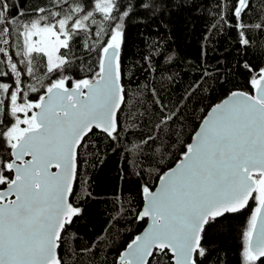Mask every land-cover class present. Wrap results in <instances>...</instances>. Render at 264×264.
Instances as JSON below:
<instances>
[{"label": "snow or ice", "instance_id": "snow-or-ice-1", "mask_svg": "<svg viewBox=\"0 0 264 264\" xmlns=\"http://www.w3.org/2000/svg\"><path fill=\"white\" fill-rule=\"evenodd\" d=\"M174 4L201 8L197 0H0V264H96L108 248L103 238L66 239H79L69 232L83 215L74 185L88 183L78 181L79 163H103L107 149L133 134L139 142L129 141L119 179L137 185L143 205L116 210L147 227L100 264H225L212 230L246 210L240 256L243 264H264V0H209L205 39L234 32L241 59L210 69L202 47L192 65L197 78L171 104L153 81L177 82L165 75L179 62L176 52L154 41L129 64L125 50L134 17L159 23ZM237 76L243 87L210 106L194 142L183 144L189 105L195 111L207 89ZM130 91L150 97L128 112L131 127L121 119ZM176 145L182 158L161 171Z\"/></svg>", "mask_w": 264, "mask_h": 264}, {"label": "trees", "instance_id": "trees-1", "mask_svg": "<svg viewBox=\"0 0 264 264\" xmlns=\"http://www.w3.org/2000/svg\"><path fill=\"white\" fill-rule=\"evenodd\" d=\"M201 3V8L192 10L188 7H178L173 5L175 9L169 15L162 17L161 22L153 20L147 25L136 23L137 18H133V24L127 30L126 56L127 62L131 64L134 60L139 61L140 56L147 54L148 45L155 42H161L162 48L173 49L176 52L178 63L172 69L171 73L165 75L177 76V82L172 85H161L158 80H154L155 87H164L167 92L163 93L165 101H171L175 104L182 95V90L187 88L199 73V67H193V64H199L198 57L202 47L208 50V57L205 67H228L233 63V59H241L234 51L235 33L228 31L226 35L215 39H205L207 35V26L213 21L208 14L203 11L208 7L209 0H197ZM143 15V13H142ZM167 26L166 28L164 26ZM215 49V51H213ZM246 58V57H245ZM218 61L220 62L218 64ZM151 79V77L149 78ZM146 81L144 77H140L141 87ZM211 83V82H210ZM134 86L130 85V88ZM243 87V78L234 77L230 83L223 88L213 84L212 89H207L204 95L208 97L203 103L196 106L193 111V105H189L185 115L187 119L180 136L183 144L191 143L195 131L200 126L206 112L210 106L218 103L227 96L228 90ZM207 88V86H206ZM247 90V89H245ZM168 93H171L169 96ZM150 97L145 93L143 96L138 91L129 92L128 107L125 108L124 114L121 116L125 120L126 126L131 127V121L127 120V114L133 109V105H140L143 100L147 104ZM143 111V107H140ZM141 126L143 121H137ZM139 131V129H136ZM133 143H138L139 138L136 134L127 136L120 144L114 145L116 151L106 150V155L102 157L103 163H98L95 158H89L88 163H83L81 158L78 167V181L82 183L85 179L87 185L80 187L75 185L74 190L77 192V202L83 208V215L76 219L71 228L70 233H75L79 239L67 236L66 239H72L76 245H89L94 240L99 243V239L103 238L108 244L105 251H101L96 258V264L107 259L109 262L122 251L126 244L145 227L147 220L140 222L135 221L134 217L128 212H117V207L122 205L125 209L133 208L139 211L143 205V198L140 195L135 183H128L119 179L120 169L125 167L124 157L132 150ZM183 147L181 145L174 146L167 154L166 158L160 163L161 171H167L168 168L174 166L179 159L182 158ZM148 165L145 168L148 169ZM153 177L157 176L155 165L151 166ZM158 179L153 183V189L156 187ZM118 186L122 188V193H118ZM84 188L87 189L85 192ZM91 193V198H87V193ZM120 196L119 204L117 196ZM127 201L133 203L128 204ZM251 210H246L243 214L231 216L227 221H223L228 225L222 230L213 229L211 242L213 247L219 252L224 253L225 264H243L240 252L242 250L241 232L246 228L250 218ZM117 220L119 222H117ZM216 253H213L215 257ZM65 259H68L66 256ZM71 264V260H69Z\"/></svg>", "mask_w": 264, "mask_h": 264}, {"label": "water", "instance_id": "water-1", "mask_svg": "<svg viewBox=\"0 0 264 264\" xmlns=\"http://www.w3.org/2000/svg\"><path fill=\"white\" fill-rule=\"evenodd\" d=\"M226 98H227V96H226L224 99H226ZM222 100H223V99H221V101H222ZM221 101H220V102H221ZM220 102H218V103H220ZM209 111H210V109H209ZM209 111L206 112L205 117L208 115ZM201 124H202V122H201ZM201 124H200V125H201ZM198 129H199V126H198ZM198 129H197V130H198ZM197 130H196V131H197ZM194 136H195V134L193 135V139L191 140V143L194 142ZM178 162H179V161H178ZM178 162H177V163H178ZM177 163H176V164H177ZM176 164H175L174 166H172V167H175ZM53 170H55V169H53ZM157 185H158V183H157ZM157 185H156V186H157ZM74 187H75V185H74ZM146 227H147V223H146V225H145L144 228H146ZM144 228H143V229H144ZM143 229L141 230V232L143 231ZM138 233H140V232H138Z\"/></svg>", "mask_w": 264, "mask_h": 264}]
</instances>
